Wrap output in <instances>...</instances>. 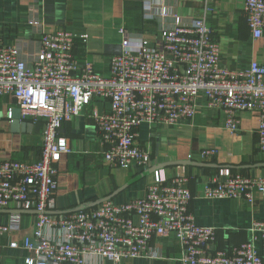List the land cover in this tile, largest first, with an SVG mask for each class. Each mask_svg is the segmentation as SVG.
I'll return each mask as SVG.
<instances>
[{
    "label": "built area",
    "instance_id": "obj_1",
    "mask_svg": "<svg viewBox=\"0 0 264 264\" xmlns=\"http://www.w3.org/2000/svg\"><path fill=\"white\" fill-rule=\"evenodd\" d=\"M143 11L147 20L161 19L160 37L132 38L122 28V53L111 56L106 75L76 53L77 39L86 41L88 36L48 30L36 3L30 5L28 23L39 36L38 48L29 52L17 43L0 44V95H12L21 119L43 127L38 160L0 161V208L16 205L38 211L33 235L24 240L31 253L25 263L91 264L89 258L97 256L123 264L129 258H158L153 240L172 234L182 246L180 264H264L257 246L261 240L264 250V220L253 222L248 240L228 249L219 247L216 227L196 221L191 208L194 194L185 174L169 178L163 169L156 170L145 196L123 204L107 200L87 210L47 213L57 209L58 165L72 153L61 129L94 101L110 104V111L94 110L90 118L100 136L103 159L111 167H148L152 153L139 143L140 126L192 122L200 97L207 108L224 113L226 126L234 132L239 130L240 112L256 113L257 145L264 151V63L252 60L244 70L224 67L205 17L183 19L153 0H144ZM244 11L253 36L262 38L264 0H245ZM13 111L8 109L10 120ZM215 153L206 148L200 154L208 158ZM256 193L264 195V174L224 168L204 187L203 196L252 202ZM19 229V214L0 223V257L3 238Z\"/></svg>",
    "mask_w": 264,
    "mask_h": 264
},
{
    "label": "crops",
    "instance_id": "obj_2",
    "mask_svg": "<svg viewBox=\"0 0 264 264\" xmlns=\"http://www.w3.org/2000/svg\"><path fill=\"white\" fill-rule=\"evenodd\" d=\"M163 3L174 15L181 18L205 17L214 31L221 49L220 64L232 70L250 67L252 60L264 63V36L256 39L249 26L244 8L245 0H153ZM36 3L48 30L56 33L67 30L77 35H87V40L76 41V53L81 60L93 63L101 74H109L112 53L105 52V44L121 45L125 40V28L132 38L143 37L154 41L160 37L161 19L150 21L144 17V0H0V44L17 43L26 51L38 48L39 36L28 23L30 5ZM172 19L165 22L171 23ZM161 23V24H160ZM16 107L12 95H0V161L19 159L35 161L41 155L42 124H34L31 130L21 127L18 131L8 118V109ZM110 111V104L94 101L82 115L66 122L61 134L70 141L72 153L64 155L58 165V190L55 194L57 209L78 207L87 201H96L109 195L110 200L123 204L145 196L149 184L155 179V171L163 169L167 177L185 174L194 194L191 204L196 221L217 229V243L221 248H231L251 237L254 221L264 220V195L255 194L254 201L237 198L208 199L203 196L204 187L218 175V171L230 168L235 172L258 176L264 174V151L258 149L256 113H239V130L226 126L223 112L209 109L204 97H200L198 112L192 122L174 127L139 128V143L152 153L148 167L133 165L129 169L111 167L103 159V147L99 140L91 113ZM216 149L208 158L201 150ZM210 165H177L150 169L159 163L188 160ZM216 165V166H214ZM96 207V206H95ZM24 210L16 205L0 208V223L7 224L13 215H20V229L7 234L3 242L0 264H26L31 255L24 248V240L34 232L36 214L17 213ZM17 242V247L10 244ZM152 245L159 249L158 258H129L123 264H180L182 246L172 234L154 239ZM257 246L264 254L261 240ZM91 264H110L100 257L89 258Z\"/></svg>",
    "mask_w": 264,
    "mask_h": 264
},
{
    "label": "water",
    "instance_id": "obj_3",
    "mask_svg": "<svg viewBox=\"0 0 264 264\" xmlns=\"http://www.w3.org/2000/svg\"><path fill=\"white\" fill-rule=\"evenodd\" d=\"M105 52L107 53H112V54H121L122 53V46L121 45H115V44H110L107 43L105 44ZM12 125L16 128V131L19 130L21 127H28V130L30 131L31 128L33 127V124L29 121H24L21 119V110L20 108H16L13 111V116H12ZM177 165H210L208 163H199L196 161H193L191 159L188 160H175V161H168V162H163L159 163L157 165H154L150 171H153L156 168L160 167H168V166H177ZM216 166V165H214ZM114 195H109L105 198L98 199L96 201H87L84 202L82 205L70 209H56L52 211H47L48 214H68V213H73L77 211H82V210H87L90 208H93L99 204H101L104 201L110 200ZM15 212L17 213H24V212H33L35 214L38 213L36 210H16Z\"/></svg>",
    "mask_w": 264,
    "mask_h": 264
}]
</instances>
